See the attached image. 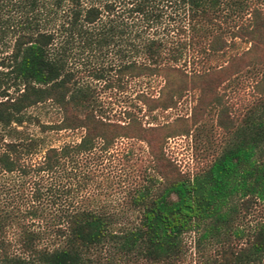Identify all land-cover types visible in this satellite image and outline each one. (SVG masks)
<instances>
[{
    "label": "trees",
    "instance_id": "1",
    "mask_svg": "<svg viewBox=\"0 0 264 264\" xmlns=\"http://www.w3.org/2000/svg\"><path fill=\"white\" fill-rule=\"evenodd\" d=\"M224 1L0 0V264L160 262L182 253L188 230L200 229L199 240L227 232L238 198L264 203V8L257 0H229L249 12L229 29L249 45L223 64L186 69L172 61L185 41L168 39L167 7L190 24L194 17L210 21ZM173 28L179 33L184 25L180 20ZM223 44L213 31L200 51ZM91 61L89 74L104 86L121 88L124 77L160 76L155 96L137 93L147 111L174 106L190 84L214 77L219 82L248 64L259 65L252 85L258 99L235 124L214 80L200 86L219 102V124L230 134L210 163L188 176L163 151L164 126L144 125L131 111L125 120L95 112L92 84L81 79L77 65ZM44 102L60 115L39 123L40 130L83 132L75 141L42 146L33 158L42 137L22 134L18 125L29 120L28 107ZM122 136L147 146V163L139 164V179L125 193L130 220L126 209L74 199L80 183L92 176L80 166L82 155L100 162ZM130 154L131 149L123 157ZM245 243L223 249L218 264H264V217Z\"/></svg>",
    "mask_w": 264,
    "mask_h": 264
},
{
    "label": "rangeland",
    "instance_id": "2",
    "mask_svg": "<svg viewBox=\"0 0 264 264\" xmlns=\"http://www.w3.org/2000/svg\"><path fill=\"white\" fill-rule=\"evenodd\" d=\"M264 8V0H257ZM229 0L221 2L222 5L217 15H213L210 21L190 19L187 24L184 15H178L176 11L167 7V13L172 18L167 19L168 39L170 42L183 39L184 45L178 58L173 62L185 63L186 69L201 67H216L224 63L228 55L240 52L249 43L237 36H231L229 29L248 15V10L236 9ZM243 11V13H241ZM241 14V15H240ZM166 17V16H165ZM180 18V19H179ZM183 23L184 30L177 33L174 25ZM192 23V25H191ZM192 27H191V26ZM216 31L220 33L225 44L218 50L205 48L200 51L201 45L207 46L206 41L210 34ZM217 45L218 41L214 42ZM81 61V60H79ZM92 63L77 64L81 69V79L92 84L90 97L97 113L108 119L125 120L126 111H131L144 125L161 124L160 133L164 135L162 140L163 151L170 157L178 170L188 176L206 167L214 156L219 153L225 139L230 134L219 124L217 117L218 106L212 94L200 92V86L214 80V89L220 96L221 105L225 106L229 117L234 123L241 121L244 111L257 99L258 94L253 89V81L258 76L259 65L248 64L241 71L234 73L226 79L216 82V78L207 81H198L190 84L183 94L177 99L174 106L165 109L154 108L147 111L145 105L137 97L139 91L156 95L162 78L158 75H139L124 77L123 87L104 86L103 81L92 78L89 67ZM214 99V100H213ZM99 109V110H98ZM30 115L18 128L22 134L38 135L42 141L37 145L36 158L40 154V148L44 145H59L65 141H75L83 132V128L71 129L47 128L40 130L39 123H51L59 118L60 113L56 106L49 102L38 103L26 109ZM181 129H187L185 133H179ZM131 149V154L124 158L123 154ZM80 159L83 170L89 168L90 178L80 183L74 198L78 202L89 205H102L109 210H128L129 220L134 217L131 209L125 208L124 201L126 190L132 187L140 176V167L147 163V146L143 141L130 140L119 137L111 146L110 154L102 156L100 162L93 159L84 161ZM86 163V164H85ZM140 164V167H138ZM81 167V168H82ZM87 172V173H88ZM81 176V175H80ZM81 178V177H80ZM72 183V182H71ZM237 209L229 220V229L209 239L199 240L200 229H192L182 235V253L176 258H168L160 262H152L142 258H130L128 264H218L223 249L236 250L245 245L246 239L256 229V226L264 217V203L250 196L247 200H236ZM230 229H236L234 234ZM15 246H11L14 248Z\"/></svg>",
    "mask_w": 264,
    "mask_h": 264
}]
</instances>
